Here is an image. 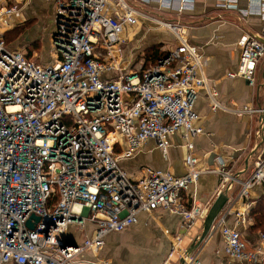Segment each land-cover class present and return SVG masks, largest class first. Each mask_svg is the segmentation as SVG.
Segmentation results:
<instances>
[{
    "label": "built area",
    "instance_id": "1",
    "mask_svg": "<svg viewBox=\"0 0 264 264\" xmlns=\"http://www.w3.org/2000/svg\"><path fill=\"white\" fill-rule=\"evenodd\" d=\"M25 1L0 0V264L84 263V255L95 257L110 235L155 211L180 216L187 236L214 203L207 210L197 204L195 187L205 174L220 177L214 201L227 194L228 204L235 184L241 185L205 244L218 233L229 258L264 264V234L258 233L254 247L242 231L253 221V198L264 200V107H227L208 82L203 54L190 41L188 26L134 4L182 17L199 0H179L177 6L175 0H54L56 58L50 64L36 63L6 39ZM216 1L218 8L264 19V0H251L246 10H239L238 0ZM147 20L167 30L173 41L156 64L125 65L122 45ZM237 48V70L227 77L256 86L264 28L259 35L244 34ZM201 97L214 112L260 115L259 145L248 158L253 171L247 181L231 173L228 161L213 169L198 158L194 140L204 134L196 126ZM177 134L186 151L185 175L146 167L133 178L122 166L149 142L167 155ZM238 200L245 204L243 211L234 208ZM32 216L40 220H32L30 229ZM229 217H235L234 225ZM87 223L94 226L92 235L71 243L69 229L84 233ZM186 251L179 243L173 253L185 264H207L200 251L188 259ZM93 264L109 263L95 257Z\"/></svg>",
    "mask_w": 264,
    "mask_h": 264
},
{
    "label": "crops",
    "instance_id": "2",
    "mask_svg": "<svg viewBox=\"0 0 264 264\" xmlns=\"http://www.w3.org/2000/svg\"><path fill=\"white\" fill-rule=\"evenodd\" d=\"M250 1L238 0L239 10L248 9ZM178 3L179 0H175V6ZM134 4L153 16L164 15L166 20L173 21L178 18L187 20L185 24L189 28L190 41L200 48L203 54L204 73L208 82L227 107L246 105L254 108L264 107V58L257 67L256 86H251L242 78L227 77L228 73L237 70L239 64L240 52L237 42L246 33L259 35L264 28V19L257 15L243 17L238 11L218 8L216 0L197 1L195 10L185 13L182 18L177 17L175 12L160 11L156 6L147 7L137 2ZM56 13L57 6L54 0H26L22 16L17 21L13 33L18 35V39L22 37L25 45L29 47H34L42 41L49 45L53 38ZM132 31H135L134 28ZM10 32L11 30L5 36L7 37ZM169 34L162 38L167 41L168 46L172 41V35ZM196 110L198 113L196 126L204 131L203 135L194 140L196 154L202 165L216 169L221 161H228L231 173L238 176L241 181H247L253 171L252 161L248 158L259 145L257 132L260 115L242 116L222 111L214 112L204 97L197 102ZM172 142L173 147L167 155L156 149L153 142H149L134 158L123 161L122 166L133 178L143 175L146 167L183 176L187 169L184 164L186 151L183 148L181 134L175 135ZM219 183L220 177L217 174H205L200 177L195 187L199 207L207 210L209 204L214 202ZM240 188V184H235L226 208L234 202ZM257 200V197L253 198L254 205ZM234 208L243 211L246 207L238 200ZM228 222L234 225L235 217H229ZM203 223L204 220L198 221L185 236L186 231L182 228L180 216L161 211L143 213L136 225L122 233L110 235L104 248L95 257L109 264H172L178 257L173 253L174 247L181 243L182 248L187 250L201 233ZM253 224L254 218L246 228H242V231L250 244L256 247L259 244V234L253 233ZM85 230L86 232L82 233L78 228L71 227L68 231L69 241L80 243L86 236L92 235L93 224L87 223ZM199 251L203 263L240 264L225 254L224 241L218 233L214 234ZM95 257L91 252L86 253L84 263L81 264H93Z\"/></svg>",
    "mask_w": 264,
    "mask_h": 264
},
{
    "label": "rangeland",
    "instance_id": "3",
    "mask_svg": "<svg viewBox=\"0 0 264 264\" xmlns=\"http://www.w3.org/2000/svg\"><path fill=\"white\" fill-rule=\"evenodd\" d=\"M160 17L164 18V15H160ZM180 20L183 23L187 22V20L183 18ZM15 30L16 29L11 30L10 34H7L6 37L8 43L15 49L22 50L23 53L27 54L28 57L33 59L38 64H50L55 60L56 52L53 47L52 41L49 43V45H46L42 41L41 43L36 44V46L34 47H29L28 45H25V41L24 39H22V37L18 39V35L13 33ZM134 30L135 31H132L133 34L129 37L127 42L122 45L121 56L124 58L125 65L132 62V65L135 68H137L141 64H144V68H148L151 65L157 63L156 59L153 58V55L158 52L164 53L163 49L168 48V45H166L167 41L162 38L165 37V34L168 35L169 32L161 27L158 23L150 20L145 21L137 28H134ZM172 41L170 42V45ZM202 230L203 225L201 231ZM179 261V258L176 257L175 261L172 262V264H179Z\"/></svg>",
    "mask_w": 264,
    "mask_h": 264
},
{
    "label": "water",
    "instance_id": "4",
    "mask_svg": "<svg viewBox=\"0 0 264 264\" xmlns=\"http://www.w3.org/2000/svg\"><path fill=\"white\" fill-rule=\"evenodd\" d=\"M229 200V197L227 194H222L214 201L213 205L208 211V214L206 215V218L203 223V230L201 233L192 241L191 246L187 249L185 256L186 258H190L194 253L199 251L203 245L205 244L211 228L217 219L218 215L222 211V209L226 206L227 202ZM32 220L39 221V217L32 216L31 221L28 222V227L30 229L34 228V225L32 223ZM76 245V243H74ZM180 264H185V259H181Z\"/></svg>",
    "mask_w": 264,
    "mask_h": 264
},
{
    "label": "trees",
    "instance_id": "5",
    "mask_svg": "<svg viewBox=\"0 0 264 264\" xmlns=\"http://www.w3.org/2000/svg\"><path fill=\"white\" fill-rule=\"evenodd\" d=\"M164 54L165 53L158 52L155 55H153V58H155L156 62H157ZM148 61H149V59H148ZM252 216L254 218V224L252 226L253 233L255 232V233H263L264 234V200L259 199L255 202V205L252 208Z\"/></svg>",
    "mask_w": 264,
    "mask_h": 264
}]
</instances>
